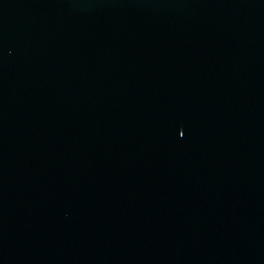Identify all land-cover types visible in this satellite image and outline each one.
I'll return each mask as SVG.
<instances>
[{
    "label": "water",
    "instance_id": "1",
    "mask_svg": "<svg viewBox=\"0 0 264 264\" xmlns=\"http://www.w3.org/2000/svg\"><path fill=\"white\" fill-rule=\"evenodd\" d=\"M0 264H264V0H0Z\"/></svg>",
    "mask_w": 264,
    "mask_h": 264
}]
</instances>
